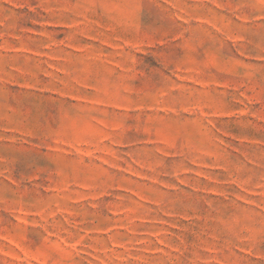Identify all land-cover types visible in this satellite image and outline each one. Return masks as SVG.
Listing matches in <instances>:
<instances>
[{"label": "rangeland", "instance_id": "374dc122", "mask_svg": "<svg viewBox=\"0 0 264 264\" xmlns=\"http://www.w3.org/2000/svg\"><path fill=\"white\" fill-rule=\"evenodd\" d=\"M0 264H264V0H0Z\"/></svg>", "mask_w": 264, "mask_h": 264}]
</instances>
